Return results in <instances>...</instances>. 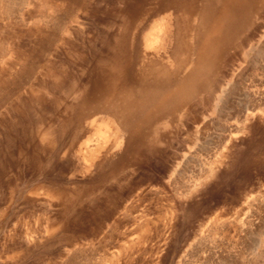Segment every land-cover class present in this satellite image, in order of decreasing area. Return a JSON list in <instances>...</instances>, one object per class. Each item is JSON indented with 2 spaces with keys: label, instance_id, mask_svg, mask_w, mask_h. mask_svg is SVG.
<instances>
[{
  "label": "rangeland",
  "instance_id": "obj_1",
  "mask_svg": "<svg viewBox=\"0 0 264 264\" xmlns=\"http://www.w3.org/2000/svg\"><path fill=\"white\" fill-rule=\"evenodd\" d=\"M129 1L0 0V264H264V5L145 161L101 172L126 148L107 114L94 161L70 149L61 119Z\"/></svg>",
  "mask_w": 264,
  "mask_h": 264
},
{
  "label": "bare ground",
  "instance_id": "obj_2",
  "mask_svg": "<svg viewBox=\"0 0 264 264\" xmlns=\"http://www.w3.org/2000/svg\"><path fill=\"white\" fill-rule=\"evenodd\" d=\"M260 5L264 0H130L124 8L128 13L103 42L109 54L99 58V69L81 84L61 119L63 132L77 124L70 149L77 147L94 161L103 149L87 134L96 127V116L107 114L119 122L114 147L121 145L122 131L126 148L114 157L107 155L111 148L106 146L101 172L115 173L125 164L145 161L167 126L211 77L222 50L238 43L246 26L254 24ZM161 22L169 43L158 46L160 54L150 55L147 39Z\"/></svg>",
  "mask_w": 264,
  "mask_h": 264
}]
</instances>
